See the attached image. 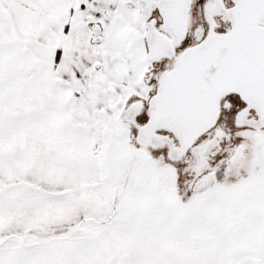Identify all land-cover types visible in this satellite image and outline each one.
Wrapping results in <instances>:
<instances>
[{
	"label": "snow or ice",
	"instance_id": "obj_1",
	"mask_svg": "<svg viewBox=\"0 0 264 264\" xmlns=\"http://www.w3.org/2000/svg\"><path fill=\"white\" fill-rule=\"evenodd\" d=\"M0 264H264V0H0Z\"/></svg>",
	"mask_w": 264,
	"mask_h": 264
}]
</instances>
